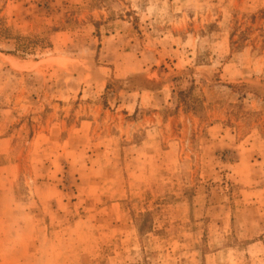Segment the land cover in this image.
<instances>
[{
	"label": "rangeland",
	"instance_id": "obj_1",
	"mask_svg": "<svg viewBox=\"0 0 264 264\" xmlns=\"http://www.w3.org/2000/svg\"><path fill=\"white\" fill-rule=\"evenodd\" d=\"M0 264H264V0H0Z\"/></svg>",
	"mask_w": 264,
	"mask_h": 264
}]
</instances>
